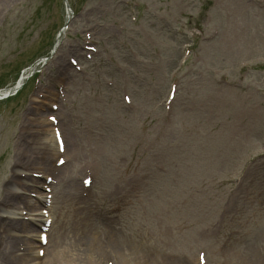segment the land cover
<instances>
[{"label": "rangeland", "instance_id": "374dc122", "mask_svg": "<svg viewBox=\"0 0 264 264\" xmlns=\"http://www.w3.org/2000/svg\"><path fill=\"white\" fill-rule=\"evenodd\" d=\"M66 2L0 0V91L36 74L0 101V197L51 196L33 202L53 222L45 254L76 259L87 238L102 240L99 264H132V249L153 264H264V0ZM54 129L70 152L47 159L73 164L68 199L39 165L37 133ZM12 173L38 184L24 193ZM19 204L1 228L28 222ZM36 224L7 232L12 260L41 261Z\"/></svg>", "mask_w": 264, "mask_h": 264}, {"label": "bare ground", "instance_id": "6f19581e", "mask_svg": "<svg viewBox=\"0 0 264 264\" xmlns=\"http://www.w3.org/2000/svg\"><path fill=\"white\" fill-rule=\"evenodd\" d=\"M23 77H19L16 81V83L13 85L12 91H16L18 90L20 87H22L23 85ZM44 126H51V123H42ZM62 134V133H61ZM62 136V135H61ZM63 143H64V139L62 137ZM37 142L38 143V147L40 145V163L39 165H42L41 167H43L44 171H49L52 172L53 170H56V174L55 176L52 177V182H51V188H52V197L53 199H57L60 196L64 197V199H68L69 197H71L73 195V191L74 189H76V185H74L75 179L72 177V170H73V164L71 165V162H68L66 160V163L61 166V167H57V166H51L48 164V155L53 153V156L57 155V148H56V144L53 140L52 137V131L50 130V132L48 134L45 135V133H37ZM36 142V143H37ZM65 144V143H64ZM65 151L68 153L69 148H68V144L65 145ZM21 154V151H20ZM72 158L75 159V155L72 156ZM34 159H37L36 157H34ZM33 159V160H34ZM31 162V164L29 166H36L37 163L35 162ZM24 167H28L27 164H23ZM71 165V167H70ZM58 171H60V173L62 172H66L69 171L68 173H66V177L63 180L64 182L62 183V187L61 189H58L56 187V179H57V175H58ZM33 173H39V172H33ZM25 183L23 181H20L16 178V174L12 173L9 178L7 183L11 184V185H15V186H19V188L21 190H23V192L25 193V191H27L29 188H33L34 186H32L31 184L35 183L38 184L35 180L31 179V176H28L25 179ZM27 182H31V183H27ZM37 187V186H36ZM37 194V193H36ZM34 197H37V199H35L36 201H38V205L43 204L42 200L43 196L41 194H38ZM46 196V194L44 195ZM18 200L17 202L14 203V201ZM35 200H32L30 197L25 196V194H22L21 192H17L12 190L8 185L5 187L1 188V197H0V212L4 213L6 212V210L8 208H10V206L12 207L14 204H18L17 206L22 205L24 208L29 209V218H27L28 222L23 221V219H20V221L18 220H10V218L6 219V223L2 226V228L0 227V234L3 235V246L0 249V264H20L18 263L19 260L21 261V264H29L30 263V257L31 255L28 254V256H20L18 257V260H12L13 257V253L15 252L18 246V242L17 240H11L9 242V250L7 251L8 248L7 246V232L10 231L11 229H21V231H23L24 233H29V232H34V228L37 226L36 222L41 221L39 218V212L36 210V205L33 203ZM35 205H33V204ZM22 207V209L20 210H24ZM32 208V209H30ZM1 221V219H0ZM5 234V235H4ZM0 235V238L2 237ZM110 235L103 237L104 241H107L108 243H110L113 248L111 250V252H113V258H116L115 254H119L118 251V246L115 243L114 238H108ZM83 242H82V250H81V255H79V257L75 258H71L66 256H63L62 253L60 252V250L57 249H51L47 254H45V256L41 259V261L38 262V264H99L100 261H103V259L105 258V252H103L102 247H100V243L102 242L101 239H97L96 241L93 240H88L87 238H83ZM24 244L25 246L30 250H32V241L31 240H24ZM48 244V243H47ZM50 247V245H47V248ZM49 249V248H48ZM56 251V252H54ZM132 253H134V260L132 264H140V262L142 264H153V260L151 258V255L146 252V251H140V249H132L131 251ZM12 253V255H11ZM34 258H37L36 256ZM49 259V261H45V259ZM29 259V260H28ZM122 264V263H121Z\"/></svg>", "mask_w": 264, "mask_h": 264}]
</instances>
